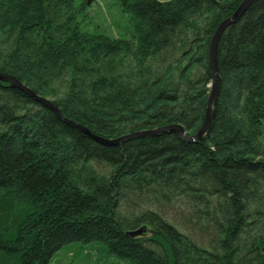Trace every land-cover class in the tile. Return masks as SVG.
Instances as JSON below:
<instances>
[{"label":"trees","instance_id":"16d2710c","mask_svg":"<svg viewBox=\"0 0 264 264\" xmlns=\"http://www.w3.org/2000/svg\"><path fill=\"white\" fill-rule=\"evenodd\" d=\"M241 1L118 0L132 22L121 38L82 30L85 3L0 0V72L106 139L174 123L193 134L211 40ZM217 60L199 142L105 145L0 81V264H49L73 242L130 264H264V0L223 32Z\"/></svg>","mask_w":264,"mask_h":264},{"label":"water","instance_id":"95a60500","mask_svg":"<svg viewBox=\"0 0 264 264\" xmlns=\"http://www.w3.org/2000/svg\"><path fill=\"white\" fill-rule=\"evenodd\" d=\"M253 1L254 0H242L239 6L237 7V9L233 12V14L230 17L224 19L219 24V26L217 27L214 33V36L211 40L210 49H209V64H210L211 76H212L211 83L209 84L210 92H209V96H208L207 103H206V111H205L204 120L202 124L200 125L199 129L193 134H188V132L186 131L183 125L174 123V124L156 127L153 129L133 131V132L121 135L114 139H106V138L93 134L85 126L73 123L67 120L66 118H64L61 115L60 109L50 98L41 96L35 93L25 84L21 83L12 74H9L6 72H0V81L8 82L12 87L21 88L33 100L39 102L40 104L54 111L62 120H64L65 122L73 126L80 128L82 131L87 133L93 139L105 145H116V144L122 143L127 140H132V139L146 137V136L158 135L164 132H171V131L177 133L183 140L187 142H199L204 138V136L210 129L212 121L215 116V107H216L217 98H218L219 90H220V74H219V67H218V60H217V49H218L219 40L223 32L228 28V26H230L232 23L237 21L244 14L245 11L253 3ZM145 231L146 229L144 227H141L139 229L128 230L127 234L132 237H136V236L142 235L143 233H145Z\"/></svg>","mask_w":264,"mask_h":264},{"label":"rangeland","instance_id":"374dc122","mask_svg":"<svg viewBox=\"0 0 264 264\" xmlns=\"http://www.w3.org/2000/svg\"><path fill=\"white\" fill-rule=\"evenodd\" d=\"M85 3V12L79 14L82 30L107 34L112 37H129L131 15L124 13L118 0H75ZM51 98V97H48ZM261 142L264 145V121ZM101 242H73L56 251L49 264H130L109 253Z\"/></svg>","mask_w":264,"mask_h":264}]
</instances>
